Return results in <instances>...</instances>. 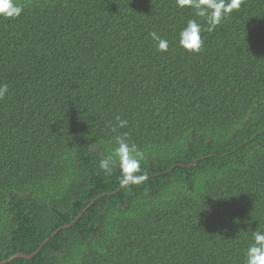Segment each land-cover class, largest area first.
I'll return each instance as SVG.
<instances>
[{
	"label": "trees",
	"instance_id": "16d2710c",
	"mask_svg": "<svg viewBox=\"0 0 264 264\" xmlns=\"http://www.w3.org/2000/svg\"><path fill=\"white\" fill-rule=\"evenodd\" d=\"M18 2L0 17V262L50 238L5 264H245L264 231V0L212 31L176 0ZM125 133L148 179L121 188L99 164Z\"/></svg>",
	"mask_w": 264,
	"mask_h": 264
},
{
	"label": "clouds",
	"instance_id": "9594fccd",
	"mask_svg": "<svg viewBox=\"0 0 264 264\" xmlns=\"http://www.w3.org/2000/svg\"><path fill=\"white\" fill-rule=\"evenodd\" d=\"M243 2L244 0H176L177 7L194 9L195 16L205 18L209 31L219 26L234 10L238 11ZM23 11L24 8L18 0H0V17L19 18ZM201 32V24L196 19H189L180 31L179 45L189 52H200L204 44ZM150 36L157 42L160 51L168 50L169 43L166 39L156 32H151ZM8 92V85L0 84V100H3ZM127 123V120H119V127H126ZM116 144L118 147L114 150V156L118 161L113 156H106L100 160L99 167L106 174H111L114 167H118L121 174L119 179L121 188L143 184L148 179L147 173L141 170L143 153L135 144H129L127 133L117 136ZM245 264H264V231L253 232L252 243L246 251Z\"/></svg>",
	"mask_w": 264,
	"mask_h": 264
},
{
	"label": "water",
	"instance_id": "95a60500",
	"mask_svg": "<svg viewBox=\"0 0 264 264\" xmlns=\"http://www.w3.org/2000/svg\"><path fill=\"white\" fill-rule=\"evenodd\" d=\"M84 212V210L80 213V215L82 214ZM80 215L77 217V219L80 217ZM76 219V220H77ZM76 220H74L72 223H70V224H67V225H64V226H61L60 228H58L52 235H51V237H53L56 233H58L60 230H62V229H64V228H68V227H70V226H72L74 223H75V221ZM50 238H47L41 245H40V247L33 253V254H30V255H27V254H20V253H18V254H15L14 256H12L10 259H8V260H4V261H1L0 262V264H5V263H7V262H10L11 260H13L14 258H16V257H24V258H32L33 256H35L39 251H40V249L42 248V246H44V244H46L47 242H48V240H49Z\"/></svg>",
	"mask_w": 264,
	"mask_h": 264
}]
</instances>
